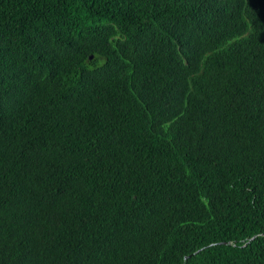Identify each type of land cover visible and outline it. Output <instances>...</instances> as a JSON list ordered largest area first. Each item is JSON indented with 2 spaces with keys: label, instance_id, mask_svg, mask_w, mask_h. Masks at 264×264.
I'll return each mask as SVG.
<instances>
[{
  "label": "trees",
  "instance_id": "obj_1",
  "mask_svg": "<svg viewBox=\"0 0 264 264\" xmlns=\"http://www.w3.org/2000/svg\"><path fill=\"white\" fill-rule=\"evenodd\" d=\"M0 264H264V0H0Z\"/></svg>",
  "mask_w": 264,
  "mask_h": 264
}]
</instances>
